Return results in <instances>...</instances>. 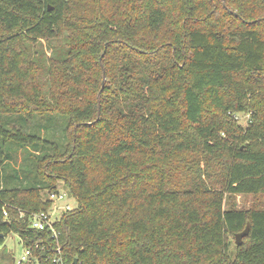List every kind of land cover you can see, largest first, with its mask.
Instances as JSON below:
<instances>
[{"label":"trees","instance_id":"1","mask_svg":"<svg viewBox=\"0 0 264 264\" xmlns=\"http://www.w3.org/2000/svg\"><path fill=\"white\" fill-rule=\"evenodd\" d=\"M52 124L58 141L39 134ZM14 148L40 185L3 180L0 246L16 234L42 264H264V210L227 207L264 195V0H0V169ZM58 181L76 207L53 239L29 223Z\"/></svg>","mask_w":264,"mask_h":264},{"label":"rangeland","instance_id":"2","mask_svg":"<svg viewBox=\"0 0 264 264\" xmlns=\"http://www.w3.org/2000/svg\"><path fill=\"white\" fill-rule=\"evenodd\" d=\"M250 120L249 112L236 113V121L242 127L247 126ZM38 132V128H34ZM63 130V125L52 124L47 128L42 127L39 134L50 140H60ZM60 138V139H59ZM3 180L7 181V185L13 188H29L39 186L40 182L35 175V168L33 160L27 156V153L21 148H14L11 153V158L6 165L0 169V187H3ZM57 189L65 191L62 182H56ZM46 192V191H45ZM47 193V192H46ZM45 195V194H44ZM45 197V196H44ZM45 199V198H44ZM68 203L75 209L76 205L74 200L70 197L63 202H59L57 206H63ZM233 207L236 210H251L262 209L264 210V195H235L231 197L227 207ZM52 207V206H51ZM50 207V209H51ZM49 209V210H50ZM59 216L58 212H54L52 219ZM236 245L234 238L230 239V251L235 252ZM24 251L23 244L20 242L16 234H9L3 245L0 246V264H13V259H18Z\"/></svg>","mask_w":264,"mask_h":264},{"label":"built area","instance_id":"3","mask_svg":"<svg viewBox=\"0 0 264 264\" xmlns=\"http://www.w3.org/2000/svg\"><path fill=\"white\" fill-rule=\"evenodd\" d=\"M46 199L51 202V209L45 212L33 213L30 217V228L33 230L43 232L49 231L53 239H57L58 232L56 231L54 224L60 219V217L65 212H70L74 210L68 203L63 206H57L56 204L59 202H63L66 199L70 198L69 194L65 191L58 190L57 191H49L46 194ZM54 212H58L59 216L55 219H52V215ZM0 213L3 218L6 219L8 217V209L6 206H0ZM34 248H37L38 244L34 245ZM24 247V251L18 259H13V264H42L40 256L37 255L31 248ZM56 252L60 254V247H57ZM54 264H62L60 258H54L52 260Z\"/></svg>","mask_w":264,"mask_h":264},{"label":"water","instance_id":"4","mask_svg":"<svg viewBox=\"0 0 264 264\" xmlns=\"http://www.w3.org/2000/svg\"><path fill=\"white\" fill-rule=\"evenodd\" d=\"M100 62H101V58H100ZM103 76H104V71H103ZM102 86H103V83H102ZM100 93L101 92H99V95H98V103H99ZM0 221H1V219H0ZM249 230H250V226H249V223H247L245 229L242 232H240V233L235 235V237H234L235 238V240H234L235 241V245L238 246V245H240L242 243L243 238L246 237L249 234ZM1 236L2 235H0V237ZM74 263H76V260H74Z\"/></svg>","mask_w":264,"mask_h":264}]
</instances>
